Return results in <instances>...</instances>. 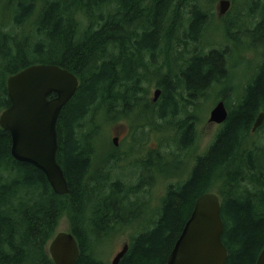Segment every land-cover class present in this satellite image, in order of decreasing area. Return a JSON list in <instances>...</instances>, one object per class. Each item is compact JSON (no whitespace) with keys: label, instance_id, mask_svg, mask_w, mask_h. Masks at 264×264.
Returning <instances> with one entry per match:
<instances>
[{"label":"trees","instance_id":"trees-1","mask_svg":"<svg viewBox=\"0 0 264 264\" xmlns=\"http://www.w3.org/2000/svg\"><path fill=\"white\" fill-rule=\"evenodd\" d=\"M218 1L0 0V112L10 105L7 77L28 66L55 64L78 79L56 123L68 194H55L40 170L15 160L0 127V264H54L47 247L64 216L78 245L74 264H109L125 227L128 248L118 264H164L195 200L207 192L220 200L225 264L256 263L264 247V121L251 128L264 112V0H229L233 10L217 19ZM244 29L261 49L260 62L234 87L229 54L231 44L251 50L240 38ZM206 33L222 43L204 42ZM152 86L160 90L156 102ZM217 87L225 122L186 177L165 185L183 173L179 157L196 141L191 110ZM130 116L131 150H121L122 142L119 150L134 171L114 174L110 151L94 166L92 144L105 140L106 124ZM132 131L158 136L162 147L146 148ZM163 157L174 160L168 173Z\"/></svg>","mask_w":264,"mask_h":264},{"label":"water","instance_id":"water-1","mask_svg":"<svg viewBox=\"0 0 264 264\" xmlns=\"http://www.w3.org/2000/svg\"><path fill=\"white\" fill-rule=\"evenodd\" d=\"M229 7V0H219L218 16H223ZM6 87L10 105L0 113V127L10 135L12 157L40 170L55 194H68L66 178L56 159V123L61 109L77 90L76 76L55 64H36L10 75ZM159 94L156 89L152 101ZM50 95L54 96L49 98ZM227 114L224 102L219 101L207 121L222 124ZM263 121L261 112L251 131ZM117 141L113 139L115 145ZM222 231L219 197L211 192L200 195L164 264H225L227 250L221 241ZM127 248L124 244L111 264H118ZM48 252L54 264H74L79 250L71 233L59 232L50 241ZM255 264H264V247Z\"/></svg>","mask_w":264,"mask_h":264},{"label":"rangeland","instance_id":"rangeland-1","mask_svg":"<svg viewBox=\"0 0 264 264\" xmlns=\"http://www.w3.org/2000/svg\"><path fill=\"white\" fill-rule=\"evenodd\" d=\"M238 1H239L238 3H240V0ZM231 5L229 8L230 13L233 10V7ZM238 6L241 8L240 12H245L246 9L245 7L243 8V4H238ZM236 9L238 8L236 7L235 10ZM212 11L214 15H216V13L218 12V2H216L213 5ZM219 18L220 17L217 16V19ZM217 19L215 18V20ZM216 23L219 24L220 20H217ZM240 38L244 46H249L251 50L247 48H242L240 50L239 48L235 47V45L230 43L231 50L233 51V53L230 52L229 54L230 80L234 87H238V86L240 87L241 85H244L248 72L250 70H253L254 67L260 62L259 54H260L261 49L258 46L254 37L251 38L250 34H247L244 29L242 31V34L240 35ZM18 39L21 40L24 38L21 36H18ZM203 39H204L203 40L204 42L211 41L212 43H215V45L217 44L220 45L222 43L220 37L219 36L216 37V35L212 33L204 34ZM154 89H155V86H152L150 89V93H149V99H151V97L153 96ZM234 90H236V88H234ZM209 91H210V94L206 96L205 99H202L201 103L194 106L193 110H191L192 112L195 113V115L198 118L197 124L195 126L196 127V141L193 143L191 149L184 152L182 156L179 157V161L183 165L181 166V169L179 171H182L183 173L180 174L179 177L177 178L166 179L165 181H163V182H166L165 185L169 183H175L177 182V180H183L184 177H186L187 170L191 167L195 157L198 155H201L207 149V147L209 146L210 142L212 141L219 127L217 125L207 123V119L209 116V112L214 107V105L219 100H223L220 97L216 99L217 92L222 91V88L217 87ZM235 97L236 96L229 97L228 98L229 102L232 103V101L234 100V99L232 100V98H235ZM131 119H132L131 117L130 119L128 118L127 119H115V121L111 122V124L109 123L106 124L105 130H104V136H103L106 141L103 140L101 143L100 142L98 144L96 143L97 145L92 144V146H94V149H96L98 152L97 153L98 158L94 166L95 165L99 166L100 162L106 159L108 155H110V153H108L107 151L109 150L111 151L110 145H111V139L113 137L114 132H120V135H121V139L119 140L118 146H120V142H122L123 145H126L124 146V148H122L123 151H126V153H128V151L131 150V145L129 143L125 144L128 141V138L130 137V134H131V129L129 127V125H131L133 122ZM132 132H133V135H136L135 137H142L143 143H145L146 148L150 147L153 150L155 149L157 150V148L161 146L160 145L161 141L160 142L158 141V136L155 137L154 135H151V134L148 136H145L144 135L145 131H143V133L138 134V135H137L138 132L137 133H135V131H132ZM162 137L166 138L168 137V135L162 134ZM107 139H109L110 141L108 140L107 142ZM96 140H100V136L96 137ZM168 150L169 149L165 147L161 149L164 156L167 155ZM112 152H113V149H112ZM172 154L174 153L172 152ZM124 157H125L124 153H121V152L118 155H114V156L111 155L110 157L109 163L116 164L117 169L114 170V174L116 173L117 176H125L126 174L134 171L133 163L130 162V164L129 163L126 164ZM173 161L174 160L171 159L170 157H163L161 161H159L161 164V167L162 168L165 167L163 169L164 172L168 173L170 171V168L173 167L174 165ZM155 162H158V160H156ZM110 168L112 167H108L107 169L109 170ZM153 171L155 172L156 175L159 174L157 173L158 172L157 170L153 169ZM68 230H69V219L67 216H64L60 220L59 225L56 229V232H68ZM130 232H131V229H128L125 227V229H123L122 232L120 233L121 235L118 236L116 241H114V243L112 244V247L110 248L111 254L109 255L108 258L106 257L108 263L111 262L115 254L120 250L121 246L125 242H128V236Z\"/></svg>","mask_w":264,"mask_h":264},{"label":"flooded vegetation","instance_id":"flooded-vegetation-1","mask_svg":"<svg viewBox=\"0 0 264 264\" xmlns=\"http://www.w3.org/2000/svg\"><path fill=\"white\" fill-rule=\"evenodd\" d=\"M132 117H133V116H132ZM132 121H133V119H132ZM113 137H115V138L118 139V144H119V140L121 139L120 132H114V133H113ZM127 143H128V142H127ZM120 145H121V142H120ZM121 150H122V149H121ZM119 152H120V150H119V146L117 145V146L115 147V149H113V155H118Z\"/></svg>","mask_w":264,"mask_h":264},{"label":"bare ground","instance_id":"bare-ground-1","mask_svg":"<svg viewBox=\"0 0 264 264\" xmlns=\"http://www.w3.org/2000/svg\"><path fill=\"white\" fill-rule=\"evenodd\" d=\"M5 17V16H4ZM237 59V58H236ZM115 179V178H114Z\"/></svg>","mask_w":264,"mask_h":264}]
</instances>
